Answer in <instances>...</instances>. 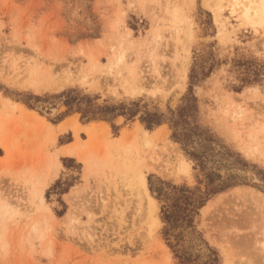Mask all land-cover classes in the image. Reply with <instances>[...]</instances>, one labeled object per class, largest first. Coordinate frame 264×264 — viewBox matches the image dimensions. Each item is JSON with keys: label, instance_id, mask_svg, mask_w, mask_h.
<instances>
[{"label": "rangeland", "instance_id": "obj_1", "mask_svg": "<svg viewBox=\"0 0 264 264\" xmlns=\"http://www.w3.org/2000/svg\"><path fill=\"white\" fill-rule=\"evenodd\" d=\"M255 1L0 0V264H180L149 177L217 191L197 248L184 247L182 224L170 237L193 252L187 264L207 247L217 264H264ZM74 95L141 111L113 130L61 116ZM152 113L164 121L151 127Z\"/></svg>", "mask_w": 264, "mask_h": 264}, {"label": "trees", "instance_id": "obj_2", "mask_svg": "<svg viewBox=\"0 0 264 264\" xmlns=\"http://www.w3.org/2000/svg\"><path fill=\"white\" fill-rule=\"evenodd\" d=\"M194 79L195 70L192 66L189 72V80L191 83H194ZM189 93H191L190 90L188 94ZM73 97L69 98V101L65 103L66 110L61 113V116L78 113L80 116L79 119L82 122L105 121L111 124V128L113 130L117 128L112 123V120L116 116H122L125 120L132 121L141 111L139 104L133 101L112 105L106 103L98 104L93 98L87 95H76L74 98ZM35 98L38 99L37 96ZM75 99H78L79 101ZM180 114L181 113H179V115ZM163 121L164 118L155 113L146 116V122L151 127L153 125L160 124ZM171 128L172 136L177 138L179 134L173 124L171 125ZM158 181L159 183H155L149 177L148 189L151 195L159 203V217L163 223L161 228L162 237L165 239L167 245L172 250L175 258L179 260L180 264L191 263L193 261V258H191L193 252H189L186 249L182 250L175 248L176 243L172 244L170 237H176L177 234H174V230L179 226V224H182L184 228L190 231V233L188 231H182L178 234L184 238L182 240L183 244H185L184 247H188L189 249L195 247L197 248L199 243L196 235L194 234H199L195 229L197 217L199 216L200 209L206 204L211 195L217 191L214 188L202 190L198 186L190 187L184 184L174 185L163 180ZM189 234H193L195 238L189 237ZM199 240L204 242L203 238H200ZM205 252L206 258L201 262V264H217V252L210 247H207Z\"/></svg>", "mask_w": 264, "mask_h": 264}, {"label": "bare ground", "instance_id": "obj_3", "mask_svg": "<svg viewBox=\"0 0 264 264\" xmlns=\"http://www.w3.org/2000/svg\"><path fill=\"white\" fill-rule=\"evenodd\" d=\"M257 2V5H256V9L260 12V13H264V0H256L255 3ZM251 15V14H250ZM75 146L76 145H70L69 147H67L63 152L65 154H68V155H74L75 154ZM77 154V153H76ZM82 157V156H81ZM140 192H142L140 190ZM142 194L143 196L145 194L143 193H140ZM141 195V196H142ZM149 201V199H147ZM148 203V202H147Z\"/></svg>", "mask_w": 264, "mask_h": 264}]
</instances>
